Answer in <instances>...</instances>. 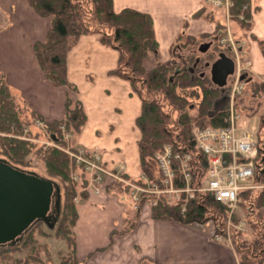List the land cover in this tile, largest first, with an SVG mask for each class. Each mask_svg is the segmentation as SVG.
Here are the masks:
<instances>
[{
	"label": "crops",
	"instance_id": "0c3cea01",
	"mask_svg": "<svg viewBox=\"0 0 264 264\" xmlns=\"http://www.w3.org/2000/svg\"><path fill=\"white\" fill-rule=\"evenodd\" d=\"M252 5L257 9L251 15L248 44L242 40L237 47L238 59L233 58L235 69L250 71V79L246 82L249 84L245 86L250 82H264V57L258 47V41L264 39V0H252ZM112 6L114 12L131 8L152 18L162 63L171 61L181 70L188 66L189 58L194 62L192 69L202 60L198 71L207 72L204 65L208 62V54L196 55L198 52L193 46L183 49L177 45V38L190 36L196 39L198 49L204 41L199 38L201 34H214L215 22L194 18L202 8L203 0H112ZM1 12L7 14L4 25L0 24V71L4 73L5 82L9 89L34 91V98L30 97L35 101L32 104L34 111L46 122L60 121L64 117L63 102L68 91L63 87L53 88L50 82L42 79L41 68L32 54L33 44L45 39L50 18H39L26 0H0ZM76 43L67 54V79L75 84L74 78L78 77L87 94L97 95L81 97L79 94L70 98L81 102L86 114L75 148L99 154L101 165L107 171L123 166L128 178H137V142L141 135L134 122L141 113L138 112L141 100L131 92L127 81L108 76L118 67L119 53L104 47L99 42L98 33L81 36ZM150 62L155 64L154 58ZM243 93V110L257 112L250 100L245 101V98H251L249 91ZM262 99L259 113L264 112V95ZM255 115L258 114L247 119ZM261 121L258 129L263 126L264 120ZM241 122V127L246 128L245 122L240 121V125ZM126 200L125 196L117 197L103 190L99 194L89 193L86 202L77 208L73 233L76 256L83 264H148L150 261L153 264H238L233 250L209 239L208 229L168 221L153 222L150 208L130 211ZM258 213L262 216L260 224L264 228V206ZM132 216L140 219L135 231L110 238L113 230L119 231Z\"/></svg>",
	"mask_w": 264,
	"mask_h": 264
},
{
	"label": "trees",
	"instance_id": "16d2710c",
	"mask_svg": "<svg viewBox=\"0 0 264 264\" xmlns=\"http://www.w3.org/2000/svg\"><path fill=\"white\" fill-rule=\"evenodd\" d=\"M26 1L39 18L51 20L45 39L33 44L32 54L41 68L42 79L50 82L52 87L77 91L67 79L66 58L81 36L98 33L99 42L104 47L119 53L118 67L108 75L127 81L142 102L141 113L135 123L141 135L137 147L139 169L143 175L150 176L148 167L155 159L154 152L162 150L168 143L175 145L176 151L186 148L195 152L191 133L193 125L201 130L227 126V110H214L216 101L221 99V92L210 83L206 73L198 71L202 62L192 69L194 62L189 58L188 66L178 70L171 61H159L153 21L148 14L131 8L114 12L112 0ZM249 2L250 0H233L230 12L235 16L243 14L245 19L250 20L251 14L247 8L242 10L245 5L248 7ZM188 40L194 41L190 37ZM260 46L264 56V41L260 42ZM186 47L187 45L182 48ZM148 58H154L155 61L151 69L144 64ZM174 114H177L175 119ZM63 115L61 121L46 122L38 113L31 112L33 119L43 122L49 138L61 148L66 145L62 129L68 134H78L86 122L81 102H71L68 94L64 101ZM26 125L19 116L14 96L9 92L4 75L0 73V159H5L12 166L26 171L32 165L31 158L36 157L43 164L47 178L63 187L60 214L54 228L50 230L43 222L36 223L15 245L0 247V257L8 260L11 253L29 249L22 264H46L34 247L32 248L36 243L33 232L37 229L40 237H53L66 245V256L59 253V264H81L76 256L77 245L72 233L78 218L75 183L71 179L72 171L76 167L75 162L58 146L35 149L28 141L19 139L18 137L24 134ZM262 142L258 154L259 177L263 178L264 139ZM82 197L87 198L86 195ZM240 197L249 199V191H243ZM255 201L257 211L253 217L258 223L251 225L258 231L255 232L253 241L242 242L240 232L232 235L240 264H264V228L260 224L262 216L258 213L264 206V192L257 196ZM225 208L224 205L215 203L211 194L189 200L183 212L180 204L169 206L163 199H159L151 209V217L156 221H173L183 226L212 221L217 233H220L224 230ZM133 220L126 222L129 229L134 227Z\"/></svg>",
	"mask_w": 264,
	"mask_h": 264
},
{
	"label": "rangeland",
	"instance_id": "374dc122",
	"mask_svg": "<svg viewBox=\"0 0 264 264\" xmlns=\"http://www.w3.org/2000/svg\"><path fill=\"white\" fill-rule=\"evenodd\" d=\"M233 5V0H203V6L196 15L194 16L195 19H203L207 22H215L216 28L213 36L214 38L210 39L211 36L208 34H201L199 38L204 40L202 43H210V50L207 53H199V50L196 49V39L190 36H183L181 38H177V42L181 48L183 46H186L188 48L189 46H193L194 50L197 51L196 55H205L208 54L206 57V60L209 61L210 63L212 62L213 59L217 57V55L220 52H225L227 55L232 58L237 57L238 53V46L240 45V42L248 44V32H250V29L252 27L251 24V19L247 20L245 17H243V14L239 16H235L230 12V8ZM248 7L245 5L242 10L247 8V11L250 12L252 15L257 8H254L252 5V0H250L249 4H247ZM24 13H26L24 11ZM9 14V13H8ZM6 15L4 12L0 13V24L4 25V20L6 21ZM192 38L194 41L189 42L188 40ZM245 38V39H244ZM263 42V40L258 41V47L261 48L260 42ZM189 42V43H188ZM77 44V43H76ZM75 44V45H76ZM201 44V43H200ZM238 44V45H237ZM200 46V45H199ZM198 46V47H199ZM185 49V48H183ZM71 50V49H70ZM70 52V51H69ZM177 53V52H176ZM211 53V54H210ZM264 57V56H263ZM159 58V57H158ZM153 58H148L145 60L144 64H146V67L148 69H151L152 65H154L150 60ZM238 59V57H237ZM160 61V60H159ZM202 62V60H200ZM244 61V60H243ZM161 62V61H160ZM243 64V62H241ZM239 70V72L237 71ZM236 75L231 76L228 79L227 84L230 86H233L235 84L238 85V93L235 94V102H234V107H235V112L237 116V125L241 130L239 131H248L250 134H252V139L257 140L259 142V145L261 147V144L263 143L264 139V121H263V126L262 128H259L260 123L262 122L261 120H264V112L259 113V105L261 101H263L262 96L264 95V87L262 88L261 85H264L263 83H252L250 82L249 86H245L246 84L248 85L249 83H246L250 79V74L248 69H238L235 70ZM1 74L2 71H0ZM207 73V72H206ZM208 75V74H207ZM111 76V75H108ZM244 77L241 80V77ZM115 77V76H111ZM93 78V77H92ZM118 78V77H116ZM120 78V77H119ZM75 84H72L76 87L77 91H68L66 94H68V97L71 94V97H69V100L72 102L78 101V100H71L70 98L72 97H77V95L80 94L81 97L84 96H95L96 94H93L92 92H89L88 94L86 93L87 90H85L83 83L81 80L76 77L74 78ZM69 80V79H68ZM90 80H92L90 78ZM4 81H5V76H4ZM7 83V82H6ZM70 83V84H71ZM251 86V88H250ZM78 87V88H77ZM216 87V86H215ZM54 88V87H53ZM130 88V85H129ZM217 88V87H216ZM131 89V92L134 93L133 89ZM218 89V88H217ZM250 89V90H249ZM221 94V99L216 101L214 105V110H227L228 114L230 113L229 110V93L226 91V88L224 89H218ZM249 91L250 97L249 99L245 98V101L252 102L253 106H256L257 112H247L243 110V106H241V100L243 99L242 93ZM9 92L14 96V102L15 105H17L18 111H19V116L21 120L26 123V130L24 131V134L22 136L18 137L21 140L28 141L31 143L35 149H38L39 147L44 148H50V147H60L57 145L52 139L49 138V134L47 133L45 127H43V122L40 120L35 121L33 117L31 116V112H35L32 104L35 102L32 100L34 98V91L32 90H26L25 88L23 90L12 88L9 89ZM108 93V92H107ZM116 94V93H114ZM135 94V93H134ZM244 94V93H243ZM75 95V96H74ZM32 97V98H30ZM66 97V95H65ZM118 102H120L119 99H117ZM65 101V100H64ZM64 103V102H63ZM142 103V102H141ZM246 103V102H245ZM82 104V103H81ZM83 107V106H82ZM262 110V109H260ZM138 112L140 113V108L138 109ZM36 113V112H35ZM258 114L253 117L249 118L253 114ZM37 114V113H36ZM177 117V114L173 115V118L175 119ZM63 119V118H62ZM61 121V120H60ZM240 121H244L246 128L241 127L242 122L240 125ZM135 123V122H134ZM210 128V127H207ZM83 129V128H82ZM81 129V131H82ZM199 128L197 127H192L191 133L193 130H197ZM200 130V129H199ZM80 133L76 134H68L65 133L64 129H62V137L66 141V145L64 148H61L64 150L69 158L73 161L74 158L71 156L72 155H80L84 160H87L89 162H93L99 169L102 171H98L95 169L89 168L87 163L84 162H79L78 161H73L75 162V170L72 171L71 179L74 180L75 183V191H76V207L78 208L80 205L84 204L86 200L88 199V194L93 193V194H99L100 191H108L111 194L117 195V197L120 195L126 197V201H124L130 211H136L137 209H142L145 210L146 208H150V218L153 222H160L156 221L151 217V209L156 205V203L159 202V199H163L164 202L171 206L173 204H180L182 206V212L186 208L187 203L189 200H186V195L183 194V196L178 198V196L175 193L176 189H182L185 187L184 178L181 179L179 175L176 177V179L173 178L172 183H169L167 178L164 176L163 172L159 169V158L158 156L162 153L164 147L162 150H158L157 152H154V161L150 162V165L148 169L150 170V176H145L142 174V171L139 169V175L137 178H128L126 174H124L123 171V166L116 170H110L107 171L104 169L101 165V160L100 155L98 154H93L91 152H87L84 149L80 148H75L76 140L77 137L79 136ZM3 135V134H2ZM173 146L175 149V145L172 143H168L167 146ZM176 150V149H175ZM86 151V152H85ZM94 155L98 156L99 158L96 160L94 158ZM31 163L32 165L29 166L26 171L34 172L36 175L42 178H47V175L45 174L43 164L36 158L32 157L31 158ZM103 170L105 172H103ZM259 177V176H258ZM56 183V181H54ZM182 183V184H181ZM57 184V183H56ZM198 184V183H197ZM258 187L253 188L252 190H247L249 191V199L245 200L243 197L241 198L239 196L238 204L233 207H227L225 206V213L226 214V219L223 222L224 230L220 233H212L213 228L216 230V227L214 226V223L212 221H208L205 224H192V225H199L200 227L202 226L205 229L209 230V239H211L213 242L217 244H223L224 246L228 247L230 250H233V253L236 255V261L238 264H240L239 257L236 253V250H234V245H233V238L232 235L233 233L240 232L241 233V241H253V238L255 237V232L258 231V229H253L251 223H256L257 225V220L254 218V213H256L257 209L255 208L256 201L255 199L257 196L262 194L264 192V177L262 178L261 176L259 177L258 180ZM58 185V184H57ZM247 186H251L252 183L248 182L246 183ZM61 189V194L60 198L62 195V186L58 185ZM198 187H202V185H198ZM79 194L81 196H79ZM82 195H86V199L82 197ZM62 199V198H61ZM184 200V202H183ZM180 201V202H179ZM123 203V202H120ZM260 210V209H259ZM133 228L129 229L130 227L124 223L120 228L119 231L113 230V232L110 234V238L113 237V235H120L124 236L126 234H130L131 232L135 231L136 225L139 222V218H133ZM127 222V221H126ZM173 222V221H172ZM177 223V222H175ZM179 224V223H178ZM181 225V224H180ZM183 226V225H182ZM190 226V225H187ZM74 228V227H73ZM126 231L125 233H123ZM264 231V229H262ZM261 231V232H262ZM260 232V233H261ZM37 229L33 232L34 239L36 240V243L32 246L36 250V252L39 253V257L42 258L46 262V264H59L60 263V254L65 255L66 254V245H64L63 241H60L56 238H47V237H40L39 234H37ZM73 233V229H72ZM123 233V234H121ZM222 234V235H221ZM219 236V238L217 237ZM73 237L75 240V235L73 233ZM112 241L110 240L109 243ZM137 250V248H135ZM29 253V249H23L19 253H11L8 257L9 259H5L4 257H0L2 260L0 261V264H21L24 262L26 259V256ZM60 253V254H59ZM66 256V255H65ZM64 257V256H63ZM3 258L5 260H3ZM78 261L80 259L77 256ZM148 264H153V262H147ZM81 264H83V261H81Z\"/></svg>",
	"mask_w": 264,
	"mask_h": 264
},
{
	"label": "built area",
	"instance_id": "2783aa9c",
	"mask_svg": "<svg viewBox=\"0 0 264 264\" xmlns=\"http://www.w3.org/2000/svg\"><path fill=\"white\" fill-rule=\"evenodd\" d=\"M238 85L225 86L229 93L230 108L225 128L193 130L195 152L186 148L176 151L169 145L158 156L159 169L167 178L165 181L172 183L173 178L176 179L178 175L181 179L184 178L185 187L175 190L179 200L183 194L186 195V200L211 194L215 203L230 208L239 203V196L243 191L258 187L260 145L257 140L252 139L253 136L248 131H239L241 128L237 125L234 107V95L238 93ZM71 156L78 163L84 162L89 168L102 171L80 155ZM94 158L97 160L99 157L94 155ZM204 164L206 165L203 168ZM248 182L252 185L247 186ZM200 184L202 187H198ZM216 232L213 228L212 233Z\"/></svg>",
	"mask_w": 264,
	"mask_h": 264
},
{
	"label": "water",
	"instance_id": "95a60500",
	"mask_svg": "<svg viewBox=\"0 0 264 264\" xmlns=\"http://www.w3.org/2000/svg\"><path fill=\"white\" fill-rule=\"evenodd\" d=\"M210 46L201 43L199 53H207ZM235 67V60L225 52L204 65L210 83L218 89L225 88L228 79L236 73ZM60 194L61 189L53 180L0 159V247L15 245L38 222L52 230L60 214Z\"/></svg>",
	"mask_w": 264,
	"mask_h": 264
},
{
	"label": "flooded vegetation",
	"instance_id": "af4514ba",
	"mask_svg": "<svg viewBox=\"0 0 264 264\" xmlns=\"http://www.w3.org/2000/svg\"><path fill=\"white\" fill-rule=\"evenodd\" d=\"M206 63H207V62H206ZM209 63H210V62H209ZM35 224H36V223H35ZM35 224H34V225H35Z\"/></svg>",
	"mask_w": 264,
	"mask_h": 264
}]
</instances>
